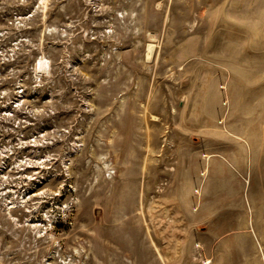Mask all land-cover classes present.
<instances>
[{
	"label": "rangeland",
	"instance_id": "1",
	"mask_svg": "<svg viewBox=\"0 0 264 264\" xmlns=\"http://www.w3.org/2000/svg\"><path fill=\"white\" fill-rule=\"evenodd\" d=\"M0 264H264V0H0Z\"/></svg>",
	"mask_w": 264,
	"mask_h": 264
}]
</instances>
